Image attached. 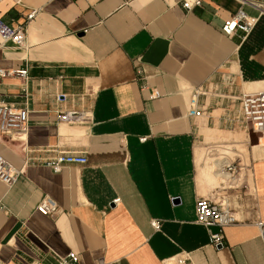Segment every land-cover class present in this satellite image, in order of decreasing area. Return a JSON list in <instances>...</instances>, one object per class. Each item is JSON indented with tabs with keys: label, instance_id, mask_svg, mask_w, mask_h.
<instances>
[{
	"label": "crops",
	"instance_id": "0c3cea01",
	"mask_svg": "<svg viewBox=\"0 0 264 264\" xmlns=\"http://www.w3.org/2000/svg\"><path fill=\"white\" fill-rule=\"evenodd\" d=\"M183 1L0 0L13 25L37 10L22 47L0 38V68L27 67L26 79L0 76V103L28 112L24 131L0 139L21 169L13 184L0 180V264H56L70 251L76 264H165L180 252L185 264H264V146L232 119L230 97L264 89V14L244 38L227 36L237 0ZM198 87L201 114L189 115ZM69 109L86 120L60 121ZM60 151L86 162L55 171L46 161ZM45 196L56 213L35 209ZM201 196L238 218L217 246L196 220Z\"/></svg>",
	"mask_w": 264,
	"mask_h": 264
},
{
	"label": "built area",
	"instance_id": "2783aa9c",
	"mask_svg": "<svg viewBox=\"0 0 264 264\" xmlns=\"http://www.w3.org/2000/svg\"><path fill=\"white\" fill-rule=\"evenodd\" d=\"M239 6L237 10L221 24L220 30L227 36L233 35L236 31L241 33L244 38L255 26L260 15L264 14V0H237ZM200 0H184L183 7L190 9L193 5H199ZM244 6L252 7L257 11L256 15L245 11ZM37 10H31L21 24L13 25L5 22L0 17V38L4 42H11L16 47H22L25 42L26 23L31 20ZM15 74L20 78H27V67L21 69L5 71L0 68V76ZM204 90L195 88L189 97V115H200L201 109L198 108V96L203 94ZM160 95L157 89L149 93V98H155ZM236 98L239 103V112L232 119L240 124L246 133H251L264 146V89H254L241 91L237 95L230 96ZM87 115L76 109H69L59 113L60 121L69 123H80L86 120ZM28 124V112L24 107L15 104L0 103V139L5 137L12 138L16 134L24 131ZM144 140L145 137H141ZM86 162V156L77 152H58L54 157L46 161L53 170L59 171L62 165L67 163ZM222 168L231 174L235 165L226 162ZM21 169L16 168L9 161L0 155V180L6 185L13 184ZM173 199V198H172ZM119 198L113 199L117 202ZM35 209L44 215H51L57 211V203L48 196L39 201ZM195 212L197 222L208 228V242L210 245L217 246L222 243L223 228L227 225L238 222L235 213L230 209L225 200L220 201L212 197H198L195 201ZM150 225L153 229L160 228L159 219H150ZM211 226H216V230H211ZM56 264H76L78 255L74 251L68 252L65 256L55 255ZM189 260L187 252H180L165 260V264H185Z\"/></svg>",
	"mask_w": 264,
	"mask_h": 264
},
{
	"label": "rangeland",
	"instance_id": "374dc122",
	"mask_svg": "<svg viewBox=\"0 0 264 264\" xmlns=\"http://www.w3.org/2000/svg\"><path fill=\"white\" fill-rule=\"evenodd\" d=\"M218 149H219V152H221L222 150L221 149H226V148H219V147H217ZM241 148H245L244 146H238V149H241ZM246 149V148H245ZM230 151V150H229ZM227 153H231V152H227ZM217 153L214 151L213 153H212V155H209V157H208V155L205 157V159H206V162L204 163L205 165H208V164H210V162L212 161V159L211 158H214V156L216 155ZM204 155H201V162H203V160H204V157H203ZM263 232H264V229H263Z\"/></svg>",
	"mask_w": 264,
	"mask_h": 264
},
{
	"label": "bare ground",
	"instance_id": "6f19581e",
	"mask_svg": "<svg viewBox=\"0 0 264 264\" xmlns=\"http://www.w3.org/2000/svg\"><path fill=\"white\" fill-rule=\"evenodd\" d=\"M223 171H225L224 169H222Z\"/></svg>",
	"mask_w": 264,
	"mask_h": 264
}]
</instances>
